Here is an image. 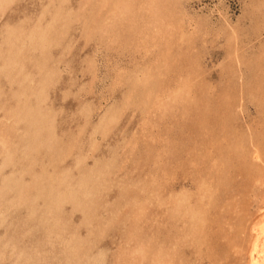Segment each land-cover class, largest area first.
I'll list each match as a JSON object with an SVG mask.
<instances>
[{
  "label": "rangeland",
  "instance_id": "obj_1",
  "mask_svg": "<svg viewBox=\"0 0 264 264\" xmlns=\"http://www.w3.org/2000/svg\"><path fill=\"white\" fill-rule=\"evenodd\" d=\"M263 226L264 0H0V264H264Z\"/></svg>",
  "mask_w": 264,
  "mask_h": 264
},
{
  "label": "bare ground",
  "instance_id": "obj_2",
  "mask_svg": "<svg viewBox=\"0 0 264 264\" xmlns=\"http://www.w3.org/2000/svg\"><path fill=\"white\" fill-rule=\"evenodd\" d=\"M255 156H256V155H255ZM263 227H264V226H263ZM254 229H255V228H254ZM263 230H264V229H263ZM260 231H261V230H260ZM260 233H261V232H260ZM261 236L264 237L262 234H261ZM261 236H260V237H261ZM256 239H257V238H256ZM262 240H264V239H262ZM254 241H255V240H254ZM262 243L264 244V242H261V244H262ZM263 246H264V245H263ZM254 248H255V247H254ZM256 248H257V247H256ZM256 248H255V249H256ZM257 249H258V248H257ZM262 249H263V248H262ZM254 251H255V250H254ZM263 251H264V250H263ZM252 252H253V251H252ZM250 253H251V252H250ZM262 254H263V253H262ZM262 254L260 253V255H262ZM250 255H251V254H250ZM256 255H257V254H256ZM256 257H257V256H256ZM250 258H251V257H250ZM254 260H255V258H254ZM259 260H260V259H259ZM261 260L264 261V257H263V259H262V256H261ZM250 261H252V260H250ZM256 261H257V260H256ZM251 264H254V263L251 262Z\"/></svg>",
  "mask_w": 264,
  "mask_h": 264
}]
</instances>
